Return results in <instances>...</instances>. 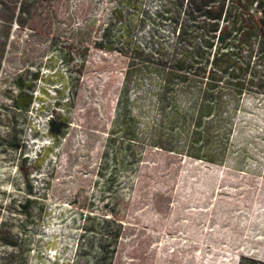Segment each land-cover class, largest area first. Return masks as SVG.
<instances>
[{
  "label": "rangeland",
  "instance_id": "obj_1",
  "mask_svg": "<svg viewBox=\"0 0 264 264\" xmlns=\"http://www.w3.org/2000/svg\"><path fill=\"white\" fill-rule=\"evenodd\" d=\"M175 1L0 0V264H264V40Z\"/></svg>",
  "mask_w": 264,
  "mask_h": 264
},
{
  "label": "trees",
  "instance_id": "obj_2",
  "mask_svg": "<svg viewBox=\"0 0 264 264\" xmlns=\"http://www.w3.org/2000/svg\"><path fill=\"white\" fill-rule=\"evenodd\" d=\"M127 3H133L135 0H125ZM172 1V0H171ZM176 1L173 0L172 3H175ZM184 1L181 2L183 4ZM189 2V0H187ZM236 3H238L242 8L243 12L248 15L249 20L252 21L253 27L257 28L262 39L264 40V6L261 0H236ZM263 10L262 15L258 14L259 9ZM238 22V20L235 21V24ZM244 27L241 28H235L234 32L237 33L235 36V40L238 37V32L242 31ZM217 31V29H215ZM228 30L227 25H223L220 27L217 35H214V37H217V43L214 48V53L209 59L210 61V69H209V75L213 79H218L222 81L224 78L229 79H238V80H245L246 78L255 79L256 75L254 71L251 69V62L247 63H240L238 60H233L232 55L235 54L234 47H225L226 45V32ZM239 30V31H238ZM181 33V32H180ZM231 45V44H230ZM229 46V45H228ZM237 46V45H236ZM191 58V54L186 53L183 57V59ZM17 103L20 105V100H17ZM21 106V105H20ZM49 128H50V134L54 140H57L59 136L63 133L64 128L67 126V120L64 117H59L58 113H56V116H53L49 120ZM199 138L207 142L208 138V128L205 127L204 133L203 131L199 133ZM101 248L99 249V254L101 253ZM102 254V253H101ZM100 260L97 261V264H99Z\"/></svg>",
  "mask_w": 264,
  "mask_h": 264
},
{
  "label": "built area",
  "instance_id": "obj_3",
  "mask_svg": "<svg viewBox=\"0 0 264 264\" xmlns=\"http://www.w3.org/2000/svg\"><path fill=\"white\" fill-rule=\"evenodd\" d=\"M261 1H262V3H263V6H264V0H261ZM262 13H263V10H262V8H261V9H259L258 14H259V15H262Z\"/></svg>",
  "mask_w": 264,
  "mask_h": 264
},
{
  "label": "bare ground",
  "instance_id": "obj_4",
  "mask_svg": "<svg viewBox=\"0 0 264 264\" xmlns=\"http://www.w3.org/2000/svg\"><path fill=\"white\" fill-rule=\"evenodd\" d=\"M20 193V192H19Z\"/></svg>",
  "mask_w": 264,
  "mask_h": 264
}]
</instances>
